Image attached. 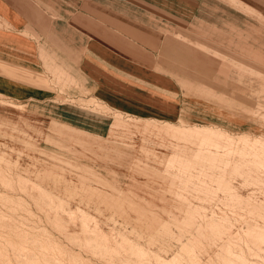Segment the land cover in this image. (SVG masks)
<instances>
[{
  "label": "rangeland",
  "instance_id": "374dc122",
  "mask_svg": "<svg viewBox=\"0 0 264 264\" xmlns=\"http://www.w3.org/2000/svg\"><path fill=\"white\" fill-rule=\"evenodd\" d=\"M222 1L235 25L189 32L206 121L181 137L109 110L96 137L0 95V264H199L197 228L202 264H264V8Z\"/></svg>",
  "mask_w": 264,
  "mask_h": 264
},
{
  "label": "crops",
  "instance_id": "0c3cea01",
  "mask_svg": "<svg viewBox=\"0 0 264 264\" xmlns=\"http://www.w3.org/2000/svg\"><path fill=\"white\" fill-rule=\"evenodd\" d=\"M229 9L222 0H0V95L96 137L107 136L108 110L181 137L206 119L203 97L190 90L207 61L189 32L235 25L223 17ZM228 42L236 50V38ZM198 234L180 247L202 264Z\"/></svg>",
  "mask_w": 264,
  "mask_h": 264
},
{
  "label": "bare ground",
  "instance_id": "6f19581e",
  "mask_svg": "<svg viewBox=\"0 0 264 264\" xmlns=\"http://www.w3.org/2000/svg\"><path fill=\"white\" fill-rule=\"evenodd\" d=\"M256 228V227H255ZM263 232V231H262ZM200 242V241H199ZM139 251H140V249H139ZM141 252H142V250H141ZM173 258V257H172ZM176 258V257H175ZM172 260H175L174 258L172 259ZM176 260H179V259H176ZM175 260V261H176ZM232 261V260H231ZM164 262V261H163ZM232 262H230L229 264H231Z\"/></svg>",
  "mask_w": 264,
  "mask_h": 264
}]
</instances>
